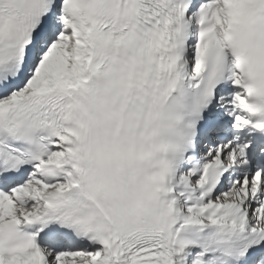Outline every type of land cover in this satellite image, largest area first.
<instances>
[{"label":"snow or ice","instance_id":"1","mask_svg":"<svg viewBox=\"0 0 264 264\" xmlns=\"http://www.w3.org/2000/svg\"><path fill=\"white\" fill-rule=\"evenodd\" d=\"M0 264H264V0H0Z\"/></svg>","mask_w":264,"mask_h":264}]
</instances>
